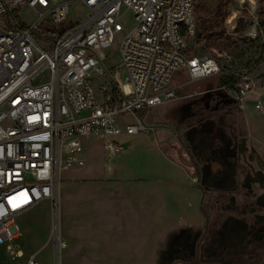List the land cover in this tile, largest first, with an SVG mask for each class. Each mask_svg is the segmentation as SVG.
Wrapping results in <instances>:
<instances>
[{
  "label": "built area",
  "instance_id": "built-area-1",
  "mask_svg": "<svg viewBox=\"0 0 264 264\" xmlns=\"http://www.w3.org/2000/svg\"><path fill=\"white\" fill-rule=\"evenodd\" d=\"M75 5L85 13L71 17ZM117 36L119 63L109 64ZM195 37L194 0H0V246L12 258L23 256L12 244L18 220L56 201L59 173L83 140L103 138L116 154L118 136L150 131V110L178 97L169 86L176 72L191 82L219 73L214 58L186 54ZM227 88L239 108L254 90L248 78ZM23 264L40 263L31 254Z\"/></svg>",
  "mask_w": 264,
  "mask_h": 264
},
{
  "label": "rangeland",
  "instance_id": "rangeland-1",
  "mask_svg": "<svg viewBox=\"0 0 264 264\" xmlns=\"http://www.w3.org/2000/svg\"><path fill=\"white\" fill-rule=\"evenodd\" d=\"M194 2L196 37L189 42L186 54L214 58L219 65V73L191 82L185 70L176 72L169 86L178 85V97L167 102L192 96L182 99L180 104L173 102L174 105L170 112L165 103L150 110L146 122L158 124L157 126H161V131L150 130L127 136L121 134L117 138L125 151L118 157L109 155L103 146L105 139L93 136L84 140V152L87 154V158L84 156L82 166L72 163L71 169L75 172L74 175H89V177L94 176L92 178L95 179L103 178L108 181L145 178L154 185L151 189H156L159 192V186L156 183L170 179L168 176L156 172V169L161 168V163H163L161 158L156 157L155 154L157 151L160 152L158 148L160 141L164 140L163 144L171 145L172 151L178 156L181 153L172 145L177 144L181 138L187 147L184 148V152L189 153L193 134L200 132L201 128L206 131L222 128L226 134L232 135V132L235 135L241 134L240 113H242V108L236 104L232 89H228L222 83L223 78L230 76L237 79L248 78L252 83L253 93L244 100L245 103L249 102L250 106V109L245 111V116L249 132L253 136L252 140L258 138L260 142H264V0H194ZM84 13L79 5H75L71 8L70 16L78 17ZM19 15L23 20L27 19L28 22L33 20L26 9L21 10ZM123 24L127 28L132 27L133 14L131 12L125 15ZM58 30L59 28H55L53 31ZM255 30L256 36L253 33ZM117 44L118 36L105 53L109 64L119 63ZM208 85L212 90H206ZM198 92L201 94L193 95ZM256 103L260 104L261 111L255 109ZM185 107L188 110L185 109L184 113L181 112V109ZM183 115L187 124L178 120ZM184 123L187 125L188 131L182 134L179 131L183 128ZM175 133H179L177 140H174L175 137H171V134ZM198 139L202 140L203 137H197L193 148L197 153H202L201 148L204 144L203 142L198 144ZM246 146L250 148L253 143L250 141ZM214 149L224 153V148L218 139L214 142ZM65 175V171H60V181L65 178ZM124 187L134 188L130 184H126ZM192 187L200 201L202 195L200 187L196 183ZM132 191L139 195L144 189L134 188ZM55 202H48L49 211L40 208L39 203L31 213L18 220L20 233L12 244L22 250L23 256L12 258L6 249L8 243H5L0 246V264H23L31 252L36 254V259L40 264H81L78 262L77 254L75 255L74 246L69 244L70 238L66 237L68 220L63 217L64 212L62 215L59 213L61 216L58 215ZM88 211L93 213L92 208H89ZM200 213L202 214V211ZM203 217L202 221L204 222ZM83 224H88L89 228H95L96 221L94 217L88 215V219ZM59 239H66V250L59 249Z\"/></svg>",
  "mask_w": 264,
  "mask_h": 264
},
{
  "label": "crops",
  "instance_id": "crops-1",
  "mask_svg": "<svg viewBox=\"0 0 264 264\" xmlns=\"http://www.w3.org/2000/svg\"><path fill=\"white\" fill-rule=\"evenodd\" d=\"M182 101L179 99L173 102L180 104ZM173 102H165L169 112L172 110ZM248 109H250L249 102L244 101L242 113H240L241 134L235 135L234 132L232 135L227 134L232 144L227 151L231 152L235 144L243 139L247 143L251 141L256 151L264 157V142H260L258 138L252 140L253 136L249 132L245 116V111ZM185 119L178 120L187 124ZM145 123L151 131H161V126H157L158 124L146 122V120ZM186 128L187 125L184 123L179 132L185 134L188 131ZM177 134L179 137V133ZM171 137L174 138L175 134H171ZM117 141L119 142L118 138ZM163 143H165L164 140L160 141L158 144L160 152L155 153L156 157L163 161L162 167L157 168L156 172L170 179L156 183L159 186V192L155 187V190L151 189L154 185L145 178L108 181L103 178L95 179L92 178L94 176L89 177V175H74L75 172L71 169L73 164L61 170L65 171L66 175L62 181L59 177L55 206L58 215L64 212L63 217L68 220L66 237L70 238L69 244L74 246L79 263L164 264L163 253L168 250V246L175 245V240L181 237L184 231H195L201 228L202 214L198 208L200 201L198 194L192 190V186L194 178H198L202 183L203 177L200 176L199 171L206 164L202 162L200 165L198 162L193 165L185 152H180L181 154L176 156L171 145ZM82 144L81 154L72 158L73 163L80 166L84 162V156L87 158L84 152V140ZM119 144L121 149L116 154L110 153L105 148L110 156L118 157L124 153L125 148L120 142ZM180 144L184 145L181 138ZM126 184L144 191L136 195L134 191L131 192L134 188L124 187ZM39 206L46 211L50 209L48 201L40 203ZM89 208H92L93 213L88 211ZM88 215L94 217L95 228H89L88 224H83L88 219ZM65 240L62 239L66 244ZM31 254L35 253L31 252Z\"/></svg>",
  "mask_w": 264,
  "mask_h": 264
},
{
  "label": "flooded vegetation",
  "instance_id": "flooded-vegetation-1",
  "mask_svg": "<svg viewBox=\"0 0 264 264\" xmlns=\"http://www.w3.org/2000/svg\"><path fill=\"white\" fill-rule=\"evenodd\" d=\"M221 129L201 128L193 134L187 156L193 165L206 164L198 169L203 181L197 184L204 222L168 246L164 264H264V157L243 139L228 152L232 144ZM199 136L202 153L193 148ZM217 139L224 153L214 151ZM175 146L179 152L186 147L180 141Z\"/></svg>",
  "mask_w": 264,
  "mask_h": 264
},
{
  "label": "trees",
  "instance_id": "trees-1",
  "mask_svg": "<svg viewBox=\"0 0 264 264\" xmlns=\"http://www.w3.org/2000/svg\"><path fill=\"white\" fill-rule=\"evenodd\" d=\"M237 80H238L237 78L230 76V77L223 78L222 83L226 87L233 88V86L237 82Z\"/></svg>",
  "mask_w": 264,
  "mask_h": 264
}]
</instances>
